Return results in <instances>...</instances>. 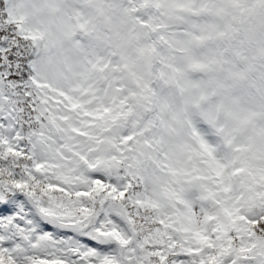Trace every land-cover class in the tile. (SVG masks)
Returning a JSON list of instances; mask_svg holds the SVG:
<instances>
[{"label":"snow or ice","instance_id":"6c2138e0","mask_svg":"<svg viewBox=\"0 0 264 264\" xmlns=\"http://www.w3.org/2000/svg\"><path fill=\"white\" fill-rule=\"evenodd\" d=\"M195 2L174 26L222 33L264 100V0ZM148 15L0 0V264H264V127L249 155L223 108L98 71Z\"/></svg>","mask_w":264,"mask_h":264},{"label":"trees","instance_id":"16d2710c","mask_svg":"<svg viewBox=\"0 0 264 264\" xmlns=\"http://www.w3.org/2000/svg\"><path fill=\"white\" fill-rule=\"evenodd\" d=\"M248 2L249 0H235L233 7L242 9V7ZM85 3L91 6V11L95 16L106 19V9L113 6L114 0H85ZM144 7H150L154 13L159 12L161 15H148L147 19L142 21L137 19V28H125L124 31L116 33L115 37L119 42L117 46L119 49L118 54L111 57L108 62H105L103 67L98 68L101 75L108 72L109 68H111L112 71L117 72L121 78H124L126 74L131 75L134 82H136V88H145L146 79L158 85L166 83V78L164 80H160L159 78V72L166 68L163 67V65L168 66L171 64V60L167 55V51L170 48L168 45V39L165 36V29L166 25H169L167 24V21L170 22L178 17L177 10H175L174 13L168 12L167 4L164 6V4L161 3V0H144ZM184 10L185 9H180L179 11L183 12ZM171 25H174V22L170 23V26ZM158 27L160 28L158 29ZM160 32L164 34L165 40L163 39V36L160 35ZM179 32L182 31L180 30ZM218 33L220 32L215 31V35ZM182 35L184 37L187 36V31L185 30ZM213 39L218 41L221 40V48L229 47V49L232 50L230 55H225L224 63L221 65L222 67H220L225 70L223 72L222 86L213 85L215 88L214 93L212 92L213 95L210 98L211 101L206 104L205 95L206 92L208 94L207 88L204 89L203 87H200L199 90H195L193 85L190 84V78L192 76H190L189 72L186 76L182 75L181 82L183 92H187L188 87L192 91L187 100L183 101L185 104L184 107L187 108L194 104H202L207 108H223L229 119L235 122V120L228 115L231 114L232 108L237 107V104L233 102V99H235L233 93L236 92L238 94L241 98L238 99V101L243 102V108L247 107V110L249 109V104L256 102L257 98L261 99L260 94L256 88L249 89L243 86L242 81L245 76H248L249 74L241 60L240 54L235 52L232 48L231 42L226 39L225 36H216ZM130 41L132 42L131 45ZM128 46H132V48L127 49ZM112 60H116L118 63H111ZM238 60H240L239 63L237 62ZM226 63L229 64L227 69L225 67ZM258 78L259 73L256 74L255 79ZM139 83H141L142 86ZM228 89L229 91L226 92ZM149 92L152 95L151 90H149ZM158 93L160 102L165 103L167 99L162 95L159 89ZM171 95L175 98V102L173 103L177 106H181L178 102L180 99L179 92H177L175 88H172ZM226 111L228 113H226ZM248 117L249 114L247 113L242 119L246 121ZM250 133L253 136L258 133V131L253 133L251 129ZM237 136L240 138L238 133ZM240 147L245 150L247 154H252L251 143H243L241 140Z\"/></svg>","mask_w":264,"mask_h":264},{"label":"rangeland","instance_id":"374dc122","mask_svg":"<svg viewBox=\"0 0 264 264\" xmlns=\"http://www.w3.org/2000/svg\"><path fill=\"white\" fill-rule=\"evenodd\" d=\"M161 3H163L164 6H166V4H167V11L168 12L174 13L175 10H177L176 12L178 14V17L181 19L183 18V16L181 15L182 12L179 11L180 10L179 8L181 5L177 1H173L172 3H168V0H161ZM185 4H188V3H185ZM173 22H175V20H172L170 22L167 21V24H169L167 26L168 38H172L173 40L177 39L176 41L180 42V39L177 37L179 35V32L178 31L175 32V30H174L175 26L174 25L170 26V23H173ZM131 43L132 42L130 41V45H131ZM130 48H132V46L127 47V49H130ZM169 48L173 49L174 43L170 44ZM196 52H198V53H188V54L181 55V57L184 58V60H185V62L183 64H180V65H182L183 68L178 69V71L177 70H175L173 72L171 71V81H175L176 76H179L178 79H179V81H181L182 80L181 75H183V76L186 75L188 70L190 69V70L196 72L198 75V78L193 79V81H192L193 85L199 87L202 84L203 86L206 87V85H211L217 79L218 74L225 71L224 69H221L222 72H218V71L211 69V67L213 66L212 58H209L208 55H206V52L202 53V51L198 48H196ZM197 54L200 55L201 59H199V56ZM178 64H175L174 67L177 68L179 66ZM228 66H229V64L226 63L225 64L226 69ZM175 83H176V81H175ZM177 83H179V82H177ZM176 87L177 88L179 87L178 84ZM178 90H179V92L181 91V85H180V88H178ZM228 91H229V89L226 92H228ZM184 94H186V96H187V95H189V92L187 91ZM233 95L235 98V99H233V102L237 104V107L232 108L231 109L232 114H228V115L235 120V123L237 125L236 132L239 134L242 142L243 143H246V142L250 143L252 135L249 132V125L242 119V117L244 115H246L247 113L249 114L252 111L243 108V102L238 101V99H241V98L238 96V94L236 92L233 93ZM226 113H228V112L226 111ZM253 130H254V132H256L259 129L254 127Z\"/></svg>","mask_w":264,"mask_h":264}]
</instances>
